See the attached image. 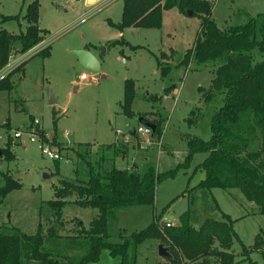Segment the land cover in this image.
<instances>
[{"label": "rangeland", "instance_id": "obj_1", "mask_svg": "<svg viewBox=\"0 0 264 264\" xmlns=\"http://www.w3.org/2000/svg\"><path fill=\"white\" fill-rule=\"evenodd\" d=\"M32 1L0 0V31L14 35L24 32L27 23L23 16ZM37 1L40 27L49 31L44 39L52 37L54 40L49 56L31 58L23 70L11 77L12 89L0 90V149L8 144L15 157L10 161L0 157V187L5 183L3 174L6 173L21 184L20 189L10 192L0 203V225L9 224L27 235H34L39 226L43 231L51 226L54 217L47 202L56 199L55 188L59 187V180L74 178L77 161L74 151L83 150L84 144L91 145V162L98 160L102 153L105 155L104 168L114 166L119 169L131 164V154L122 160L119 159L122 158L120 151L113 152L114 146L103 149L114 143L115 130L127 133L143 125L136 117L127 118L122 114L126 80L134 83L132 111L145 114L150 121L161 118L162 135L159 138L153 136L151 143L154 144L144 150L130 144L115 149H124L126 154L130 150L145 151L138 154L139 174L149 168L159 174L172 170L175 173L157 184L152 206L118 210L117 221L109 231L116 235L118 229H122L126 235H131L144 230L158 218L161 226L164 222L178 225L179 216L188 210L197 196L192 189L204 178L198 166L207 157L206 153H195L184 164L188 153L187 138L197 136L209 140L211 117L223 106L224 99L220 92L205 103L198 91L209 88L216 66L209 63L177 67L185 52L195 44L200 20L180 14L176 9L165 11L160 29H125L122 39L128 44L110 47L109 42L115 41L118 31L109 26L108 20L120 21L122 0L76 26L79 16L90 9L83 7L82 0ZM262 10L263 0H216L211 18L220 29L242 25L255 18V38L259 40ZM16 15L18 20L1 21L3 16ZM83 47L90 48L97 56L103 52L98 72L85 70L80 65L74 51ZM250 55L254 63L262 60L257 48ZM158 59L171 66L170 73L161 75ZM82 74L89 75L90 79L81 82ZM171 86H174L173 98L165 97V89ZM50 97L55 103H49ZM63 103H66L64 107ZM192 110H198V113L194 122L189 123L188 120L193 119ZM33 120L39 123L36 133L40 140L62 156L57 164L41 154L37 143L29 141L26 132ZM15 131L22 132L20 139L11 138ZM212 195L220 211L211 206L205 210L210 203L201 206L199 200L195 201L198 222L194 225L198 227L206 218L221 220L222 214L229 215L234 221V232L249 251L246 256L241 243L234 240L229 252L243 264H263L260 253L250 247L256 235L264 237V216L237 190L213 189ZM74 199V196L68 197V203L61 211L64 228L59 234L62 237L72 234L77 221L87 228L98 214L95 209L74 205ZM67 244L66 240L46 239L45 242V246L60 251H65ZM158 245L161 244L153 239L138 245L135 264H177L179 260L175 253H172V261L159 257ZM77 252L79 250L70 254ZM88 264H119V258L111 257L107 249H102L99 260Z\"/></svg>", "mask_w": 264, "mask_h": 264}, {"label": "trees", "instance_id": "obj_2", "mask_svg": "<svg viewBox=\"0 0 264 264\" xmlns=\"http://www.w3.org/2000/svg\"><path fill=\"white\" fill-rule=\"evenodd\" d=\"M216 0H122L121 18L118 23L108 20L113 29L122 33L128 28L160 29L163 13L176 9L180 14L200 20V30L193 48L187 50L177 67L189 64L202 66L213 64V79L208 89L199 88L205 103L210 102L217 93H223V106L210 120V138L207 141L197 136L187 138V164L195 153H206L207 157L198 166L204 178L192 189L197 196L191 201L187 211L179 216V224L162 229L155 219L142 231L126 235L118 229L116 235L110 233V226L115 224L118 210L132 206H152L155 201L157 184L174 175L175 170L157 173L153 168L143 174L136 170H123L103 167L105 155L96 161H90L91 145L84 144L83 150H75L77 161L74 165V178L59 180L55 188L56 199L47 205L53 212V223L45 231L39 226L34 235H27L9 224L0 225V264H88L99 260L102 249H107L111 257H118L119 264H135L136 249L146 240H157L167 248L170 258L177 264H243L229 252L233 241L240 242L233 230L234 221L227 214L221 220L206 218L196 227L194 202H200L217 211L219 207L212 195L213 189L237 190L244 199L257 208L264 216V0L260 15V39L256 40V19L250 18L245 24L220 29L211 18ZM19 16H3L2 22L18 20ZM27 26L23 33L14 35L6 30L0 31V67L4 66L11 52H24L36 45L46 34L38 28V1L33 0L23 16ZM126 43L109 42L110 47ZM128 44V43H126ZM257 48L262 60L254 63L250 52ZM49 49L42 57L49 56ZM163 57V55H161ZM161 57V58H162ZM27 63V62H26ZM11 72L0 81V90L12 89L11 77L20 72L24 65ZM162 76L170 73L171 66L157 60ZM174 86L165 89L167 96ZM156 98V97H155ZM135 99L134 83L124 81L122 114L127 118H138L139 123L154 126L152 136L162 135V119L150 121L145 114H135L131 105ZM151 99H154L151 97ZM198 110L190 112L194 117ZM55 141V139H53ZM56 142V141H55ZM113 148V144L108 148ZM5 160H14V155L7 144L0 149ZM125 150L113 148V152ZM56 164L58 161H55ZM57 168V166H56ZM58 173V172H57ZM5 183L0 187V203L21 184L9 174H3ZM74 196L72 203L80 208L97 210L98 214L88 227L76 222L71 235L62 237L59 231L64 227L61 211L68 203L67 198ZM48 240L68 241L65 251L45 246ZM241 243V242H240ZM243 253L248 250L241 243ZM253 251L260 253L264 264V237L258 234ZM79 250L74 254V252Z\"/></svg>", "mask_w": 264, "mask_h": 264}, {"label": "built area", "instance_id": "obj_3", "mask_svg": "<svg viewBox=\"0 0 264 264\" xmlns=\"http://www.w3.org/2000/svg\"><path fill=\"white\" fill-rule=\"evenodd\" d=\"M117 0H98L94 5L90 7V9L79 16L76 20L75 26L89 19L91 16L95 15L102 9L109 7ZM54 39L49 37L44 39V36L41 41H39L36 45L32 46L28 50L24 52H11L8 58L7 63L0 67V81L6 78L11 72L18 69L22 64L28 62L31 58L40 55L43 51L51 47V42ZM122 63H125V60L122 59ZM90 79V76L87 74H82L79 77L81 82L87 81ZM38 122L33 120L32 124H30V128L28 127V131L26 132L29 141L31 143H37L38 149L41 154L52 161H60L62 160V156L58 153V151L50 148L43 141L40 140L37 131ZM33 125V126H32ZM30 130V131H29ZM22 135L21 131H15L13 133L12 139H20ZM115 141L113 146L115 148L121 147V145H135L139 150H144L150 148L154 143H151L153 139L152 130L145 125H138L136 128L131 129L127 133H123L121 130H115ZM47 137V136H46ZM160 143H157V146L160 147ZM162 229L172 227V224L169 222H164L161 226Z\"/></svg>", "mask_w": 264, "mask_h": 264}, {"label": "water", "instance_id": "obj_4", "mask_svg": "<svg viewBox=\"0 0 264 264\" xmlns=\"http://www.w3.org/2000/svg\"><path fill=\"white\" fill-rule=\"evenodd\" d=\"M88 2L90 4H92L94 2V0H88ZM188 15L191 16V12H188ZM102 51H104V48L101 49ZM102 53L99 54L97 57L92 55L90 52L85 51V50H77L74 51V54L76 55L80 65L88 71L91 72H98L99 71V58L102 57ZM49 103L53 104L55 103V100L52 99V97L49 98ZM143 125H145L146 127L150 128L152 131L154 130V126L150 123H143ZM0 156H1V151H0ZM158 255L159 257L163 258V259H169L170 258V254L167 250L166 247L162 246V245H158Z\"/></svg>", "mask_w": 264, "mask_h": 264}, {"label": "crops", "instance_id": "obj_5", "mask_svg": "<svg viewBox=\"0 0 264 264\" xmlns=\"http://www.w3.org/2000/svg\"><path fill=\"white\" fill-rule=\"evenodd\" d=\"M80 0H78L77 2H79ZM95 2H93L92 4H90L89 2H88V0H82V3H83V7L85 8V6H86V8H90L92 5H94L98 0H94ZM85 8V9H86ZM84 13V12H83ZM82 13V14H83ZM118 23V22H117ZM38 28L40 29V30H42V31H45L46 32V34L45 35H48V30H46V29H44V28H41L40 27V24H39V14H38ZM21 33H23V32H21ZM122 36V37H121ZM124 36H123V33H120V32H118L117 33V35H116V38L114 39L115 41H117V39H119V38H123ZM104 48H105V51H106V47L104 46ZM50 50H51V47H50V49H49V54H50ZM82 50H85V51H88V52H90L92 55H94V56H96L97 57V54L96 53H93V51L90 49V48H87V47H83L82 48ZM102 55H103V53H102ZM99 61V60H98ZM25 66V65H24ZM100 67V66H99ZM23 69H24V67H23ZM22 69V70H23ZM100 69V68H99ZM172 92V91H171ZM169 93L167 96H165V97H172L173 98V93ZM174 92V91H173ZM65 104L66 103H63V107L65 106ZM139 112H135V114H138ZM136 118H137V116H136ZM147 120H149V119H147ZM137 121H138V118H137ZM138 122H140V121H138ZM149 122H150V120H149ZM141 124V123H140ZM145 151H133V150H130L129 151V153L128 154H126V152H125V154L122 156V158H119V159H122V160H124L129 154H131V164L130 165H126V167L125 168H119V169H125V170H136L137 172H138V165H137V162L138 161H140V159H139V157H138V154H142V153H144ZM145 157V156H144ZM124 158V159H123ZM116 161V160H115ZM118 169V168H117Z\"/></svg>", "mask_w": 264, "mask_h": 264}, {"label": "bare ground", "instance_id": "obj_6", "mask_svg": "<svg viewBox=\"0 0 264 264\" xmlns=\"http://www.w3.org/2000/svg\"><path fill=\"white\" fill-rule=\"evenodd\" d=\"M95 2V1H94Z\"/></svg>", "mask_w": 264, "mask_h": 264}]
</instances>
